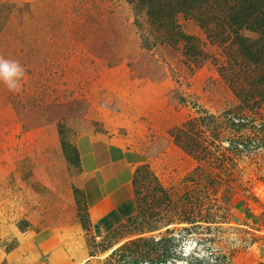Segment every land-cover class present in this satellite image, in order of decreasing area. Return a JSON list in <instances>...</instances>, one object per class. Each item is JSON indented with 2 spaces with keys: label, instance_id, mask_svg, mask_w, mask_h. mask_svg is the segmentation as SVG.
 Masks as SVG:
<instances>
[{
  "label": "rangeland",
  "instance_id": "rangeland-1",
  "mask_svg": "<svg viewBox=\"0 0 264 264\" xmlns=\"http://www.w3.org/2000/svg\"><path fill=\"white\" fill-rule=\"evenodd\" d=\"M0 57V264H264V0H0Z\"/></svg>",
  "mask_w": 264,
  "mask_h": 264
},
{
  "label": "crops",
  "instance_id": "crops-1",
  "mask_svg": "<svg viewBox=\"0 0 264 264\" xmlns=\"http://www.w3.org/2000/svg\"><path fill=\"white\" fill-rule=\"evenodd\" d=\"M103 170L93 174L86 179L84 184L88 217L96 230L106 233L115 223L130 217L134 212L135 203L133 193L129 182L125 180L126 175L123 172L109 171V174ZM61 254H70L68 246L57 250ZM56 255L48 256V264H63L60 259H55ZM85 261V260H84ZM82 261L81 263H84ZM69 261L65 264H70Z\"/></svg>",
  "mask_w": 264,
  "mask_h": 264
},
{
  "label": "clouds",
  "instance_id": "clouds-1",
  "mask_svg": "<svg viewBox=\"0 0 264 264\" xmlns=\"http://www.w3.org/2000/svg\"><path fill=\"white\" fill-rule=\"evenodd\" d=\"M25 76V69L19 61L0 57V81L10 91H18L21 87V80Z\"/></svg>",
  "mask_w": 264,
  "mask_h": 264
}]
</instances>
